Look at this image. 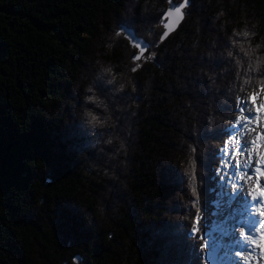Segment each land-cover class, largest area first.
Listing matches in <instances>:
<instances>
[{
  "label": "trees",
  "instance_id": "trees-1",
  "mask_svg": "<svg viewBox=\"0 0 264 264\" xmlns=\"http://www.w3.org/2000/svg\"><path fill=\"white\" fill-rule=\"evenodd\" d=\"M166 2L0 0V264H201L190 160L210 214L228 109L264 95V0H191L159 44Z\"/></svg>",
  "mask_w": 264,
  "mask_h": 264
},
{
  "label": "snow or ice",
  "instance_id": "snow-or-ice-1",
  "mask_svg": "<svg viewBox=\"0 0 264 264\" xmlns=\"http://www.w3.org/2000/svg\"><path fill=\"white\" fill-rule=\"evenodd\" d=\"M169 3L171 10L167 16L176 14L178 20H182L189 14L184 9L191 6V0H182L180 4L169 0ZM163 26L168 30L161 34V41L173 30L168 28L166 18ZM116 34L128 37L138 50L131 57L137 67L154 57L150 51L152 45L138 39L131 30L121 29ZM229 56L236 54L230 51ZM248 72H256L257 78L264 81V73H260L258 66L249 65ZM228 110L236 118L231 131L221 133L227 139L216 153L218 163L210 177L215 185L209 189V193L214 194L210 214L201 205L197 188L199 177L195 174L197 161L195 158L190 160L192 172L188 180L195 198L192 203L195 213L185 240L196 249L201 264H251L250 258L257 254V248L264 258V151L261 150L264 149V127H261L264 103H259V94L253 90L247 98L237 97ZM252 133L255 135L249 138ZM196 151L192 149L193 153Z\"/></svg>",
  "mask_w": 264,
  "mask_h": 264
},
{
  "label": "water",
  "instance_id": "water-1",
  "mask_svg": "<svg viewBox=\"0 0 264 264\" xmlns=\"http://www.w3.org/2000/svg\"><path fill=\"white\" fill-rule=\"evenodd\" d=\"M181 2H182V1H180V2H176L175 4H180ZM173 3H174V2H173ZM170 10H171V9H170V3H169V0H167V2H166V9H165V11H164V17H161V19H162V23H161V25H160V28H161V34H162L163 32H165V31L168 30V29H166V28L163 26L165 18H166L167 21H168V28H169V29H173L172 31H170L169 35H170L171 33H173V32L178 28V26L181 24V22H182L183 19H184V18H183L182 20H178V17H177L176 14H173V15L170 16V17L167 16V13H168ZM184 10H185V9H184ZM184 17H185V16H184ZM161 34H160V36H161ZM123 37H124V39H125L127 45H128L131 49L135 50V52H137L138 50L132 46V42L130 41V39H129L128 37H126L125 35H123ZM138 39H140L141 41H143L141 38H138ZM164 40H165V39H164ZM164 40H163V41H164ZM163 41H161V39H160V37H159V44H160L161 42H163Z\"/></svg>",
  "mask_w": 264,
  "mask_h": 264
},
{
  "label": "clouds",
  "instance_id": "clouds-1",
  "mask_svg": "<svg viewBox=\"0 0 264 264\" xmlns=\"http://www.w3.org/2000/svg\"><path fill=\"white\" fill-rule=\"evenodd\" d=\"M111 82V81H110ZM89 91H92L91 88L88 89ZM88 98H86L87 101ZM99 106V105H97ZM84 122L85 124L90 127L91 129H96V128H105L110 126V117H105L104 119H101L100 117H98L96 114H94L93 112H91L90 110H85L84 111ZM107 144H111L112 141L111 139L106 141Z\"/></svg>",
  "mask_w": 264,
  "mask_h": 264
},
{
  "label": "rangeland",
  "instance_id": "rangeland-1",
  "mask_svg": "<svg viewBox=\"0 0 264 264\" xmlns=\"http://www.w3.org/2000/svg\"><path fill=\"white\" fill-rule=\"evenodd\" d=\"M259 103H264V96L259 98ZM261 127H264V116L263 115H262ZM252 135H255V134L254 133L250 134L249 138H251ZM261 150L264 151V149H261ZM259 250L260 249L257 248L256 249L257 254L250 258L251 264H262V263L264 264V258H262L260 254H258L260 253Z\"/></svg>",
  "mask_w": 264,
  "mask_h": 264
},
{
  "label": "bare ground",
  "instance_id": "bare-ground-1",
  "mask_svg": "<svg viewBox=\"0 0 264 264\" xmlns=\"http://www.w3.org/2000/svg\"><path fill=\"white\" fill-rule=\"evenodd\" d=\"M258 243H259V241H258ZM260 251V250H259ZM258 254H260V253H258ZM261 255V254H260Z\"/></svg>",
  "mask_w": 264,
  "mask_h": 264
}]
</instances>
